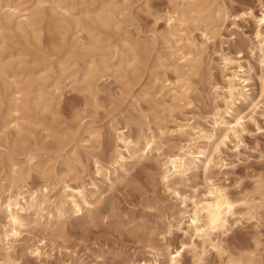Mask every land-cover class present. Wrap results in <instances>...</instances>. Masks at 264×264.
Instances as JSON below:
<instances>
[{"label": "rangeland", "instance_id": "374dc122", "mask_svg": "<svg viewBox=\"0 0 264 264\" xmlns=\"http://www.w3.org/2000/svg\"><path fill=\"white\" fill-rule=\"evenodd\" d=\"M117 1L120 9H126L120 16L123 20L120 30L114 31L121 34L109 32L103 37L106 43H121L123 31L131 30V36L143 47L136 74L127 69L108 72L98 81L96 97L80 90L83 84L72 82L74 77L65 79L67 81L62 82L63 89L60 90L63 95L55 102L53 111L40 113L37 116L39 125L30 128L38 155L32 163L40 161L41 166L31 171L30 178L18 176L19 188L15 189L24 188L22 190L29 195L33 188L43 186L44 176H51L52 181L57 182L49 192L51 199L58 201L64 196V185L69 182L87 192L91 205L76 214L69 210L61 216L53 206H48L42 213L34 209L23 212L24 224L18 235L10 240L9 247L4 230L11 229L12 225L0 204V260L10 255L18 264H143L154 262L156 254L162 252L159 263L167 264L168 250L191 236L190 231H185L188 229L186 211L191 213L194 202L208 197L214 188H222L236 202V213L230 217L229 230L217 238L223 242L225 251L218 254L207 243L203 260L184 251L182 261L184 264H231L229 254L238 256L242 253L250 257L253 252L256 255L251 256V264H264V206L259 207L257 214L246 210V203H260L261 192H264V55L256 36L259 23L249 17L234 20L235 15L249 8L261 15L264 0H218V3H226L233 16L225 21H213L210 39H206L200 29L191 32L200 44L203 64L199 75H190L189 97L181 101L172 97L174 89L181 92L182 88L173 71L180 64V54L173 47L175 38L168 34L166 22L174 3L179 0ZM11 46L5 53L12 51L17 55L23 48L16 44ZM114 49L100 53L110 63L128 53L121 48L122 54L112 56ZM23 50L27 55L23 58L15 56L13 64L27 63L13 65L12 70L40 73L55 53L51 47ZM228 56L232 63L226 69L225 58ZM51 61L56 63V58ZM239 65L249 68L252 77L247 85L248 100L238 99L235 107V114L245 117L244 128L237 135H230L214 151L213 145L221 142L227 126H215L210 120L214 108L224 107L210 80L224 87L226 75H231V70H239ZM123 67L129 68V65ZM46 84L50 85L49 81ZM53 89L51 86L48 90ZM4 106L0 111V127L6 117ZM187 122L197 128L195 132L202 129L206 136L211 134V142L207 138H197L196 133L182 136L176 131L179 125ZM116 126H126L125 130L135 136L147 134L151 128L162 152H174L195 137L191 141L195 142L194 151L207 149L206 155L213 157V163L206 169L202 162L186 172L174 188L179 192L176 193L167 189L161 180L160 160L155 150L141 161L135 157L121 161L120 166L113 164ZM46 127L52 129L49 131ZM95 130L101 132V144L98 138L87 134ZM53 131L67 133L60 144L50 136ZM10 133L11 138L16 137L12 130ZM3 139L0 132V157L4 159L0 164V185L4 182L1 179L6 176L11 155L23 169L29 166L24 151L5 145ZM56 150H61L59 153L63 157L56 159L59 154ZM94 159L100 160L102 170H97ZM67 165L78 167L67 172ZM4 191L5 188L0 187L3 200L7 196ZM47 210H52L55 215L50 220ZM195 241L200 248L203 246L201 239ZM244 264L249 263L245 261Z\"/></svg>", "mask_w": 264, "mask_h": 264}, {"label": "bare ground", "instance_id": "6f19581e", "mask_svg": "<svg viewBox=\"0 0 264 264\" xmlns=\"http://www.w3.org/2000/svg\"><path fill=\"white\" fill-rule=\"evenodd\" d=\"M217 1L179 0L174 3L173 10L166 17L168 34L175 38V46L173 47L176 53L180 54L178 58L180 64L173 69L176 74V81L182 83L181 92L175 89L172 92V97L176 101L185 100L189 97L190 75H199L203 64L200 56L202 53L200 44L191 35V32L194 29H200L203 36L206 39H210L209 33L214 27H210L212 22L217 19L225 21L233 16L224 1L221 3ZM263 7L264 5L261 7V15H257L253 8H249L240 15H235L234 20H238L241 17H249L259 23L260 29L257 31L256 36L259 39L258 44L261 54L264 55ZM124 10L126 11L125 8L120 9L117 0H0V111L4 105L6 106V117L2 120L0 132L4 135V144L23 150L29 163V166L23 169L22 164L11 155L8 158L6 176L1 179L4 182L1 183L0 187L5 188L4 192H7V196L3 200L0 194V204H2L3 211L12 225L11 229L6 228L4 230V234L8 239L7 246L9 245V247L11 246L10 240L18 235L20 226L24 224L25 217L23 212L26 213L34 209L36 212L42 213L48 206H53L58 215L61 216L69 210H73L72 213L76 214L91 205L87 192L85 193L81 186H72L69 182L64 185V196L58 201L51 199L49 192L57 183L52 181L51 176H44L43 186L37 189L33 188V190L29 191V195H26L22 190L24 188L15 189L19 188L17 185L18 176L26 175L27 178H30L31 171L41 166L40 161L32 163L38 155L36 142L34 144L32 140L31 126L36 127V125H39L40 120L37 116L40 113L53 111L52 107L56 104L55 102L63 95L60 90L63 89L62 82L67 81L65 79L74 77L72 82L83 84L82 88L80 89L79 87L78 89L96 97L98 81L106 76L108 72L112 71V73H115L127 69L136 74L137 64L141 62L143 47L140 41L131 36V30L126 28L123 31L124 37L120 39L121 43H106L107 40L103 37L104 34L120 30V24L123 23L120 16L124 15ZM116 32L114 33L115 35L118 34ZM11 44L20 45L23 48H21V51L18 49L20 52L17 55L12 51L5 53L6 48L8 50V47H12ZM30 47H34L37 50L51 47V50L55 53H52L49 58L50 62L40 70V73L12 70L15 68L13 67L14 60L12 59L16 58L15 56H22L23 58L27 55L23 49L26 50ZM113 47L115 49L112 56L119 55L122 52L120 51L121 48L123 52L126 51L128 53L124 54V56L121 55L117 62L110 63L104 54L100 52ZM55 55L56 63L51 61L55 59ZM112 59L114 58L112 57ZM21 62L27 63L25 61ZM231 63L232 59L229 56L226 57V69L230 68L229 64ZM126 64L129 65V68L123 67ZM231 71L233 72L231 75H226L227 82L224 87L219 85L217 81L210 80L216 96L219 97V100L224 105V107L214 108L210 115V120L215 126H227V131L223 134L221 142L216 145L212 144L215 147L214 151H217L219 145L225 143L230 135H237L244 128L245 117L235 114V107L238 99L246 101L249 98L247 85L252 78L251 71L243 65H239V70ZM47 81H49L50 85L46 84ZM51 86L54 89L48 90ZM230 118H233V120H230ZM114 128L117 141L113 164L120 166L121 161H125L127 158L135 159V157H138L137 161H141L155 150L157 159L160 160L161 180L167 189H171L176 193L179 192L174 190V188H176L175 186L179 180L185 177L186 172L197 168L199 163L204 162L206 169L213 163V157H207L206 155L207 149L194 151L195 142L191 141L195 137L183 143L174 152H162L160 151L161 145L156 140L157 137H155L151 128L149 133L140 136H135L125 130L126 126H116ZM46 129L50 131L52 128L46 127ZM196 129V127L187 122L179 125L176 131L182 136L188 133L189 135L196 133L197 138H207L208 142H211V134L206 136L202 129L195 132ZM11 130L16 134V137L11 138ZM82 134L84 135V133ZM87 134L91 138H98L97 140L100 143L101 132L99 130L90 131ZM66 135L67 133L56 131L50 133V136L59 144L62 142L61 140L65 139ZM87 138L89 137L87 136ZM87 143L90 142L87 140ZM212 145L210 144V146ZM60 151L58 150L57 152L56 150L57 153ZM56 152L55 154H57ZM126 152L128 156H126ZM73 153L75 155V152ZM73 153L71 154L72 156ZM201 156H204L205 159L203 160ZM59 157H63V155L61 153L57 154L56 159ZM76 159H79V157H76ZM3 161L4 159L0 157V164ZM95 163L97 170H102L103 165L100 160L96 159ZM67 166V172L73 171L75 167ZM77 167L78 165L75 168L77 169ZM27 178L25 177V179ZM260 201V203L255 201L252 204L246 203L247 212L257 214L259 207L264 206L263 191L261 192ZM86 211H88L87 208ZM186 213H188V229L185 231L187 233L190 231L191 236L188 240H182L177 247L169 249L170 245L168 246L167 264H184L182 261L184 251L192 252L197 260H203L207 254V243L212 245L218 254H222L225 251L223 242L220 239L217 240V238L220 234L229 230L230 217L236 213V202L222 188H214L209 192L208 197L194 202L191 213L188 211ZM47 216L50 220L55 215L52 210H47ZM196 238L202 240L203 246L201 248L196 243ZM162 254V252L157 253L154 262L145 261L143 264H161L159 263V257ZM253 255H256V253L252 252L251 256ZM251 256L246 257L242 253L238 256L229 254L228 258L231 264L236 262L244 264L245 261L251 264ZM0 264L18 263L10 255H7L0 260Z\"/></svg>", "mask_w": 264, "mask_h": 264}]
</instances>
